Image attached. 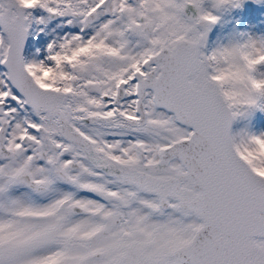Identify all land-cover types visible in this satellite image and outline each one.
<instances>
[{
	"label": "snow or ice",
	"instance_id": "obj_1",
	"mask_svg": "<svg viewBox=\"0 0 264 264\" xmlns=\"http://www.w3.org/2000/svg\"><path fill=\"white\" fill-rule=\"evenodd\" d=\"M244 7L0 0V264H264V35L213 40Z\"/></svg>",
	"mask_w": 264,
	"mask_h": 264
},
{
	"label": "rangeland",
	"instance_id": "obj_2",
	"mask_svg": "<svg viewBox=\"0 0 264 264\" xmlns=\"http://www.w3.org/2000/svg\"><path fill=\"white\" fill-rule=\"evenodd\" d=\"M240 32L264 35V0L258 4L245 0L244 9L224 13L222 22L213 29V40L226 43L230 36Z\"/></svg>",
	"mask_w": 264,
	"mask_h": 264
}]
</instances>
